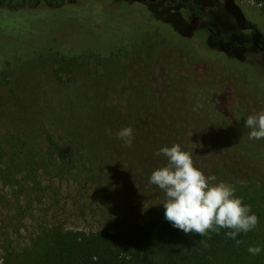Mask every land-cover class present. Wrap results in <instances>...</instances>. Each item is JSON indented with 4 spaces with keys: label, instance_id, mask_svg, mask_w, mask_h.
<instances>
[{
    "label": "rangeland",
    "instance_id": "obj_1",
    "mask_svg": "<svg viewBox=\"0 0 264 264\" xmlns=\"http://www.w3.org/2000/svg\"><path fill=\"white\" fill-rule=\"evenodd\" d=\"M57 1L62 4L51 6L40 0L30 11L29 5L22 10L0 8V58L26 56L54 40L68 53H80L83 47L104 52L134 41L144 29V19L151 34L143 45L103 63L81 59L57 74L51 61L37 58L0 78V241L17 251L37 247L36 236L47 226L56 224L85 232L108 226L110 216L103 206L106 199L96 190L99 182L109 189L115 179H108L112 176L110 168L121 169L128 160L143 162L155 156V149L140 141L132 139L131 146L137 144L131 149L116 133L123 127H157L156 108H163L160 102L164 95L177 91L166 79L171 69L200 77L206 93L219 94L220 108H236L237 93L231 98L233 93L221 90V83L215 81V64L218 74L226 70L232 73L233 82L250 105L248 115L264 109V73L259 67L264 69V49L243 46L246 42L264 43V18L255 3ZM9 3L20 5L22 0H4L0 7ZM35 3L31 0L30 6ZM192 4L199 5L207 16L195 14ZM232 43L234 48H230ZM192 44L223 51L227 57L213 60L198 56ZM246 57L252 65L232 59ZM247 117L243 121L234 118L232 132L255 154L264 155V138L249 139ZM180 124L186 126V133L181 135L177 124L170 123L173 127L163 132L165 139L190 152L195 166L206 175H215L217 182L234 187L235 195L242 197L259 218L257 226L248 231L249 237L264 245V168L248 157L232 156L213 147L205 136L194 137L183 118ZM41 158L43 163H36ZM58 163L64 166L63 173L58 171ZM146 177L134 178L130 186L124 181L116 193H139L144 201L151 202L156 185L150 183V172ZM146 191L150 192L148 199L143 197ZM150 215L147 212L145 219ZM259 259L264 263V248Z\"/></svg>",
    "mask_w": 264,
    "mask_h": 264
},
{
    "label": "trees",
    "instance_id": "obj_2",
    "mask_svg": "<svg viewBox=\"0 0 264 264\" xmlns=\"http://www.w3.org/2000/svg\"><path fill=\"white\" fill-rule=\"evenodd\" d=\"M3 1L0 0V2ZM247 1L255 3L263 16L262 18H264V0ZM30 2L31 0H22L20 5L9 3L0 8L22 10V7L29 5L28 11H30L35 7L37 8L40 0H35L36 3L33 6H30ZM44 2L51 6L62 4L57 0H44ZM192 7L195 14L207 15L199 10V5L192 4ZM139 8L144 12L145 9L141 6ZM143 21L144 29L134 41L116 45L104 52L97 48L83 47L81 48L83 51L80 53H68L58 48L54 40L49 44L33 49L26 56L2 57L0 58V78H3L7 71L21 69L37 58H45L47 61H51V65L56 67V70L54 71L53 68V71L57 74L73 67L81 59H93L99 63L111 60L121 52L143 45L150 40L149 23L147 19ZM194 39L195 37H193ZM192 46L198 56L207 55L212 59L215 57L226 59L227 57L223 51L218 52L204 47L206 50L203 52L204 48L194 44ZM232 59H237L244 65L246 63L252 65L250 57ZM222 65L225 66V63ZM214 66L217 70L215 81L218 80L221 83V90L226 93H233L229 95L231 98H233L234 93H237V95L235 94L238 97L236 108L233 106L231 109L220 108L217 103L219 94L206 93L204 86L200 85V77L178 70V68L171 69L166 79L176 86L177 91L173 90L167 96L164 95V100L160 102L163 108L160 106L156 108L158 120L156 118L154 123L156 122L157 127L145 130L132 128L133 141H140L146 147L155 149V156L143 162L138 159L128 160L121 169L110 168L109 172L112 176L108 179L113 176L115 179L112 178L109 189L101 182L96 187L100 195L106 199L103 206L110 216L108 226L88 232L64 229L56 224L47 226L42 233L37 234L34 242L37 247L31 250L17 251L0 241V264H264L259 259L264 245H259V240L251 239L248 232L238 234L236 239L242 240L243 243L237 245L235 240L226 237V229H221L219 234L209 232L208 235L201 237L195 233L185 234L182 230L173 227L165 219V209L162 204L165 194L157 186L154 190L156 195L151 197L153 199L151 202L149 200L144 201L138 196L139 193H116L118 186L122 185L124 181L130 186V182L134 178L140 180L143 177L145 180L149 172L151 176L153 170L167 163L166 158L157 156L156 153L160 148L174 144L166 140L163 133L166 129L173 127L170 123L177 124V130L179 133L181 132V135L186 133V126L180 124L181 118L188 123L194 137L195 135L198 138L205 136L213 147H220L223 152L232 156L248 157L255 165L264 168V155L255 154L232 132L236 127L232 120L235 118L238 121H243L248 116L247 107L250 105L244 98V92L233 82L231 72L226 70L224 74H218L219 69L215 64ZM259 67L264 73L263 67ZM179 90L182 92L180 93ZM153 133L154 135H151ZM175 137L178 138L179 136L176 135ZM48 140L54 143L53 137L48 136ZM151 141L153 143L150 146ZM135 143L137 144V142ZM141 144L138 146H143ZM135 145H132L131 149ZM39 160L36 163H43V158ZM31 161L28 160L27 162L32 163ZM62 162L65 161L62 160ZM61 164L58 163L57 169L63 173L64 166ZM117 170H120L119 173L114 174ZM103 187L106 189H102ZM143 195L148 199L150 192L146 191ZM147 212H150L151 215L145 219L144 215ZM249 246H260L261 253L259 255L250 254L248 252Z\"/></svg>",
    "mask_w": 264,
    "mask_h": 264
},
{
    "label": "clouds",
    "instance_id": "obj_3",
    "mask_svg": "<svg viewBox=\"0 0 264 264\" xmlns=\"http://www.w3.org/2000/svg\"><path fill=\"white\" fill-rule=\"evenodd\" d=\"M245 127L251 129L249 139L264 138V109L248 115ZM116 135L131 146V127L121 128ZM156 154L167 158V163L153 170L150 176V183L165 194L162 201L165 219L185 234L204 237L209 232L219 234L221 229H226L227 238L235 240L237 245L243 243L236 239L238 234L253 230L259 218L242 197L235 195L234 187L222 180L217 182L215 175H206L179 143L162 147ZM248 252L259 255L261 247L249 246Z\"/></svg>",
    "mask_w": 264,
    "mask_h": 264
},
{
    "label": "flooded vegetation",
    "instance_id": "obj_4",
    "mask_svg": "<svg viewBox=\"0 0 264 264\" xmlns=\"http://www.w3.org/2000/svg\"><path fill=\"white\" fill-rule=\"evenodd\" d=\"M203 12V11H202ZM203 13H205V12H203ZM206 14V13H205ZM207 16V15H206ZM205 17V16H204ZM261 34V33H260ZM262 34L264 35V32L262 31ZM247 44V45H246ZM249 44V45H248ZM243 46H244V48H246V49H248L249 47H255L256 49H260V50H263L264 49V43H262V44H259L258 42H255V43H253V42H251V43H244L243 44ZM235 47V43H232V44H230V48H234ZM222 48V50H227V48H223V47H221Z\"/></svg>",
    "mask_w": 264,
    "mask_h": 264
}]
</instances>
